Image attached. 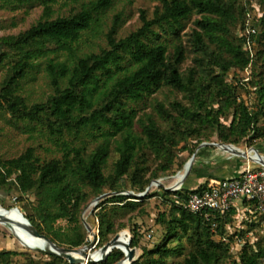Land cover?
<instances>
[{
	"label": "trees",
	"instance_id": "trees-1",
	"mask_svg": "<svg viewBox=\"0 0 264 264\" xmlns=\"http://www.w3.org/2000/svg\"><path fill=\"white\" fill-rule=\"evenodd\" d=\"M154 1L153 14L140 9V24L129 33L118 37L121 15L116 14L104 33L106 45L78 54L76 43L87 31H101L102 15L115 0H0L5 9L43 7L29 28L0 36V68H5L0 111L46 129L60 153L43 158L30 146L14 157L0 154V190H13L16 197L13 205L1 198L0 203L17 206L58 244L78 248L88 243L82 211L91 198L112 193L96 205L99 247L128 227L120 221L125 213L158 196L163 209L155 220L162 235L141 246V226L129 223L131 246L140 250L131 264H264V236L237 240L260 227L263 213L255 212L247 230H231L234 206L203 220L186 203L205 183L194 189L159 186L136 196L153 180L182 168L181 155L191 156L204 137L214 134L236 145L264 134V128L257 129L264 113V0H247L248 6L244 0ZM59 2L74 5L68 14L55 15ZM247 10L258 28L252 60L241 34ZM189 23L190 32L184 31ZM62 51L65 59L50 57ZM44 57L53 92L29 102L20 92L22 82ZM248 65L249 87L256 92L251 104L246 98L237 101V80ZM165 89L181 92V98H155L152 112L143 111L147 99ZM112 153L116 158L107 171ZM125 190L135 194L121 193ZM62 219L66 223L58 225ZM16 255L25 256L23 264H71L56 254L4 247L0 264H18ZM122 257L113 250L96 264H115Z\"/></svg>",
	"mask_w": 264,
	"mask_h": 264
},
{
	"label": "rangeland",
	"instance_id": "rangeland-1",
	"mask_svg": "<svg viewBox=\"0 0 264 264\" xmlns=\"http://www.w3.org/2000/svg\"><path fill=\"white\" fill-rule=\"evenodd\" d=\"M86 1V0H84ZM74 4H69L66 6H61L60 2L55 5L56 13L57 14H68L70 12L71 6ZM157 2L154 0H115L114 5L107 9L104 12L102 24H101V31L98 33H94L93 31H87L83 35V37L76 43L78 46V54H83L85 52L90 51H98L100 47L106 45L105 39V32L108 30L110 24L112 23V19L116 14L121 15V22L118 30V37L124 36L129 33L132 29L136 28L140 24V9H145L149 16L153 14V10L156 7ZM43 7L38 4L34 5H25L19 7L17 9H5L0 8V36L7 35V34H17L20 31H23L31 26L42 14ZM197 15L194 16V18ZM192 26V23L186 27L184 31L190 32L188 30ZM258 47L259 45L256 44ZM67 52H60L59 54H52L50 55L51 58L63 60L67 57ZM192 55H189V58L184 63V68L189 66L190 58ZM48 58H42L35 66L33 70L30 71L26 79L22 82L21 86V94L27 99L29 102L43 100L45 99L50 93L53 92V88L50 84V80L48 75L45 71V63ZM5 73V68H0V81L3 78ZM251 70L250 67L248 69L243 70L242 77L237 80L238 82V94H237V101L240 102L246 98L249 104L254 101V97L256 96V92H252V89L249 87L248 81L252 78L250 74ZM248 78V79H246ZM168 95L169 98L173 99L181 98L182 93L177 91L169 92L168 89L165 91L159 92L157 94L152 95L147 99L148 104L143 111H147L149 113L152 112V102L154 99H164ZM239 97V98H238ZM145 104V105H146ZM142 112V111H141ZM260 122L258 123L257 129L259 128L262 130L264 128V113L259 115ZM227 119V118H226ZM229 121V119H227ZM251 134H254L252 131ZM192 144L196 143L197 140L192 139ZM222 144V142L214 135L211 134L208 137H204L203 139L198 140V143L194 149V153L196 157H200L204 154V149L211 147L214 149L218 148V145ZM237 146L245 149L251 148L252 146L256 145L260 147L264 152V134H260L255 138L248 139V136L243 140H240L236 144ZM34 146L36 148V152L43 158H49L52 156L60 155L57 151V148L52 141L49 132L46 129L41 127H32L28 126L25 122H17L15 119L11 117L10 114H4L0 111V154L6 158L14 157L25 151L28 147ZM191 155V156H192ZM188 153L184 152L181 155L182 161L187 162L189 157ZM116 155L112 153L110 159L107 162V171L110 170L113 161L115 160ZM245 158L242 156H237L235 154H231L228 158V161H232L234 163L231 164V167L235 166V163H243ZM181 169V168H180ZM177 167L174 168L173 171H170L166 175H174L178 170ZM188 179V177H187ZM186 179V181L182 182L181 187L192 189L191 184ZM166 187H169L165 184ZM176 187V186H175ZM171 187V188H175ZM158 187L151 190V192L157 190ZM121 193L125 194H135L133 191L125 190ZM138 194V193H136ZM0 198L6 205H13L15 202V192L8 188H3L0 190ZM160 199L158 196H152L141 204L136 210L133 212L125 213L121 218V222H125L127 224L129 231V223L136 222L138 225L141 226V230L144 232L143 239L141 241V246L151 245L159 240L162 235V226L156 224L155 217L158 215L159 210L163 209V205L159 201ZM100 201L98 198H91L87 205L84 207L82 211V220L86 219V211L90 210V216L88 220L92 223L94 227V231L96 233V238L98 239V217L96 216V205ZM236 211V210H235ZM254 213V212H253ZM249 214V216H248ZM254 218V215L250 212H245V214L236 212L234 226H231V230H247L248 222ZM88 222V221H87ZM66 223L65 219L59 220L58 225H64ZM85 225V224H84ZM86 227V226H85ZM87 229V228H86ZM151 234V236H148ZM132 237V234L130 233ZM260 236H264V226L256 228L254 231H246L243 236L245 239H254L256 240ZM89 231L87 229V240L90 241ZM98 242V241H97ZM2 247V246H0ZM97 248V245L95 246ZM233 251L237 250L238 247L236 244L232 245ZM15 249V248H14ZM18 250H26L21 248H16ZM138 249V248H137ZM140 252H137L139 255ZM39 258V255H34ZM14 260L18 264H23L25 262L24 255H16ZM96 264V263H95Z\"/></svg>",
	"mask_w": 264,
	"mask_h": 264
},
{
	"label": "built area",
	"instance_id": "built-area-1",
	"mask_svg": "<svg viewBox=\"0 0 264 264\" xmlns=\"http://www.w3.org/2000/svg\"><path fill=\"white\" fill-rule=\"evenodd\" d=\"M244 2L248 6L247 0ZM241 34L245 38V49L252 60L255 54L254 38L258 34V28L251 22L249 10H247V20L241 29ZM249 67L250 65L246 69ZM239 199L250 204L252 212L264 214V164L258 162L254 165L251 159L247 158V164L239 174L206 181L201 191L193 192L189 196L186 208L208 221L213 220L216 213H223L231 209ZM212 226L214 227L215 223H212ZM263 226L264 222L260 223V227ZM237 240L241 243L244 241V237H239Z\"/></svg>",
	"mask_w": 264,
	"mask_h": 264
},
{
	"label": "water",
	"instance_id": "water-1",
	"mask_svg": "<svg viewBox=\"0 0 264 264\" xmlns=\"http://www.w3.org/2000/svg\"><path fill=\"white\" fill-rule=\"evenodd\" d=\"M235 152L239 153L241 151L237 150ZM243 156H244V153H243ZM191 159L192 157L189 160L191 161ZM250 159H253V158L251 157ZM255 160L258 161L259 163L264 164V160L262 159H255ZM187 165L188 163L186 162L184 166L180 170H178L174 175H177L178 173H180ZM174 175H165L163 177H160L157 180H153L151 184L146 188L145 191L136 194V196L143 197L144 195H146L147 193H149L151 190H153L156 187H159V186L166 187L164 182L168 180L169 177L174 176ZM167 188L179 189L181 188V184L177 185L175 188H171V187H167ZM110 195H112V193H103L102 195L98 197V200L101 201ZM14 208H16L17 211L20 212L21 218L16 217L14 215V212H13ZM14 208L6 207L2 203H0V217L19 226L27 233L28 238L27 240L22 241V244L25 245L26 248L29 250L56 254V255L64 257L71 264H89V263L95 264V263L104 261L106 257L108 256V254L112 251V248L119 243V237H118V234H116L113 238H111L109 241L104 243L102 246L95 248V246L97 245L98 239L96 238V233L94 231L93 238H91L87 244L79 248L84 251L86 250L90 251L88 253L89 258L75 256L73 254L74 248L60 245L57 242L53 241L48 236L41 234L35 227H33V225L28 220V218L24 216V214L19 210L17 206ZM84 224L86 228L89 230V223L86 221V219H84ZM125 246L128 252L115 264H131L134 260L137 259L136 257L137 247H132L130 242H127Z\"/></svg>",
	"mask_w": 264,
	"mask_h": 264
},
{
	"label": "bare ground",
	"instance_id": "bare-ground-1",
	"mask_svg": "<svg viewBox=\"0 0 264 264\" xmlns=\"http://www.w3.org/2000/svg\"><path fill=\"white\" fill-rule=\"evenodd\" d=\"M216 150L219 153L210 152L212 154L210 155V153H209L207 156V159L227 158L231 155V153H233V152L236 153L235 151L240 150V148L235 144L222 143V144L218 145V148ZM240 151L241 152L236 153V154L243 156V153H244L243 157H246V158H249L250 156L253 159L254 158L255 159L264 158V154L258 152L257 150L247 149L245 151L244 150H240ZM190 167H191V165L188 164L180 173H178L177 175L169 177L168 180H166L164 183L169 187H175V186L181 184L186 172L189 170ZM13 212H14V215L16 217L21 218L20 212L17 211L16 208H14ZM85 215H86L87 221L89 223V230H88L89 236H90V238H93L94 227L92 226V223H90V221L88 220V218L90 216V210L89 209L86 211ZM130 233L131 232L129 231L128 228L121 229L118 232L119 243L112 248V251L113 250H119L123 253V256H124L128 252L125 244H127V242H131ZM27 238H28L27 233L22 228L11 223L10 221H8L6 219L0 217V246L7 248V249H14V248L27 249L26 246L22 244V241L27 240ZM79 248L80 247L74 248L73 254L75 256L89 258L88 253L90 251H88V250L84 251V250H81ZM137 252H140V250L136 249V257H138Z\"/></svg>",
	"mask_w": 264,
	"mask_h": 264
},
{
	"label": "crops",
	"instance_id": "crops-1",
	"mask_svg": "<svg viewBox=\"0 0 264 264\" xmlns=\"http://www.w3.org/2000/svg\"><path fill=\"white\" fill-rule=\"evenodd\" d=\"M239 148H240V150H244V151L247 149H252V150L256 149L258 152L264 154L262 149L260 147H257L256 145L252 146L251 148H245V149H243L241 147H239ZM210 152L219 153L216 149L208 147V148L204 149V154L202 156L200 155V157H196L195 155H192L191 161L189 160L191 157H189V159L187 160V163L189 165H191V167L186 172L182 182L186 181V179L188 177L187 180L191 184L192 189L199 187L200 185L204 184L206 181L213 179V178L235 176V175L239 174L247 164V158L244 157L245 161L243 163H235V166L231 167V164L234 163L232 161H230V162L228 161V158L231 155L227 158L207 159V156ZM211 154L212 153H210V155ZM231 154H235L237 156H240L236 153H231ZM257 159L264 160V158H257ZM251 162L254 165L258 164V161H256V160L251 159ZM234 207H235L236 212L238 214H240L242 212H243V214H245V212L248 211V212L252 213L253 215H255V213H253L251 211L250 204L246 203L242 199L237 200L234 204ZM248 216H249V214H248Z\"/></svg>",
	"mask_w": 264,
	"mask_h": 264
}]
</instances>
